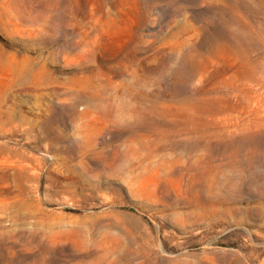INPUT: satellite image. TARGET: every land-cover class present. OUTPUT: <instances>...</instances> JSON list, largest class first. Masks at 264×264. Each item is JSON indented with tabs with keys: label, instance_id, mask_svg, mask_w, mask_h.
I'll list each match as a JSON object with an SVG mask.
<instances>
[{
	"label": "rangeland",
	"instance_id": "374dc122",
	"mask_svg": "<svg viewBox=\"0 0 264 264\" xmlns=\"http://www.w3.org/2000/svg\"><path fill=\"white\" fill-rule=\"evenodd\" d=\"M0 264H264V0H0Z\"/></svg>",
	"mask_w": 264,
	"mask_h": 264
}]
</instances>
